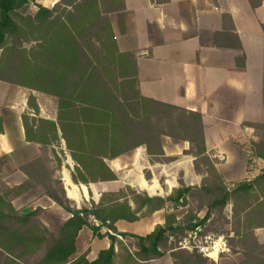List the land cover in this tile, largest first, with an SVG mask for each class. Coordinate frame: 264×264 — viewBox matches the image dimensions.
<instances>
[{
    "label": "trees",
    "instance_id": "16d2710c",
    "mask_svg": "<svg viewBox=\"0 0 264 264\" xmlns=\"http://www.w3.org/2000/svg\"><path fill=\"white\" fill-rule=\"evenodd\" d=\"M36 2L0 0V82L57 100L56 121L23 116L27 140L43 150L64 141L76 163L73 181L89 184L115 181L106 160L140 147L151 157H165L162 140L169 137L190 145L185 155L195 158V171L205 178L200 187L182 184L165 199L127 189L129 195H106L98 205L79 210L67 198L61 179H53L46 159L32 158L27 152V163L21 169L28 180L0 191V264H151L168 254L173 264H214L197 251L179 249L177 243L212 217L214 223L225 220L230 204L231 246L234 242L243 247L246 259L242 264L251 260L264 264L259 260L264 246L255 238V230L264 227V169L252 180L228 186L208 153L203 115L141 95L137 58L119 51L110 21L112 14H118L123 29L125 0H60L51 9ZM32 6L37 8L34 13ZM223 22V31L215 36L217 47L242 50L231 17L225 15ZM237 64L244 68V57ZM29 104L39 116L35 99ZM245 126L254 129L259 139L251 143L249 164L264 160V125ZM39 186L71 216L55 230L40 219L41 210L23 213L12 204L14 198ZM190 202L207 209L202 220L191 215L181 222L172 212L164 226L146 237L120 233L115 226L118 221L134 223L168 206L177 209ZM84 228L110 240V248L101 251L95 261H89L87 253L77 257L76 242ZM104 228L108 230L105 235L101 234Z\"/></svg>",
    "mask_w": 264,
    "mask_h": 264
},
{
    "label": "crops",
    "instance_id": "0c3cea01",
    "mask_svg": "<svg viewBox=\"0 0 264 264\" xmlns=\"http://www.w3.org/2000/svg\"><path fill=\"white\" fill-rule=\"evenodd\" d=\"M59 2L36 3L51 9ZM33 8L37 10L36 6ZM225 15L233 21L242 50L217 47L215 43L216 34L223 31ZM110 21L119 51L137 58L141 95L203 115L208 153L225 184L232 186L258 176L264 169V160L254 159L255 166L250 169L249 158L240 154L235 140L244 123L264 125V0H125L123 29L118 14H112ZM243 57L244 68L237 64ZM5 85L8 84L0 82V180L4 181L6 169L12 167L11 174L17 182L11 187L14 188L28 180L21 169L27 163L24 155L32 151L33 158L38 154L33 152L42 153L43 149L27 140L23 116L56 120L43 116L40 106H37L39 116L36 115L29 104L34 98V105H38L36 98L40 93L13 85L4 88ZM258 141L257 137L253 142ZM61 146L66 149L64 141ZM162 148L163 158L151 157L146 148L140 147L112 161L106 160L116 176L115 181L109 182L75 183L76 163L69 153L64 163L59 156L58 162L47 159L46 166L50 172L51 164L61 166L53 179H61L67 198L79 210L82 205H98L103 196L127 189L149 198L165 199L182 184L202 185L204 175L195 171V158L185 155L190 149L187 142L163 137ZM48 149L57 148L52 145ZM30 202L34 210L42 208L51 215L62 213L64 222L70 218L46 196L43 186L19 198V211L26 212L25 205ZM169 210L168 206L137 222L118 221L115 226L120 233L146 237L165 225ZM107 232L105 228L101 230L103 235ZM255 238L264 246V227L255 230ZM76 247L77 257L87 253L88 260L95 261L101 251L110 248V240L95 237L90 228H84ZM232 250V255L212 262L222 264L223 260L232 259L233 263L242 264L246 259L243 247L234 243ZM168 258L173 264L170 255L163 259ZM259 260H264V256ZM249 264L255 263L251 260Z\"/></svg>",
    "mask_w": 264,
    "mask_h": 264
},
{
    "label": "rangeland",
    "instance_id": "374dc122",
    "mask_svg": "<svg viewBox=\"0 0 264 264\" xmlns=\"http://www.w3.org/2000/svg\"><path fill=\"white\" fill-rule=\"evenodd\" d=\"M31 12L32 13L36 12V9L33 8V6L31 7ZM4 88H9V86L5 85ZM36 101L38 104L37 106H40V111H41V114L43 116L56 120V118H57V100L55 98L44 95V94H38ZM245 124L246 123H244L242 125V127H241L242 131L239 134V136L236 137L235 142H236V145L238 147L240 154L243 157L248 159L249 156L251 155V148H252L251 143L257 139V132L254 129L250 130V128L246 127ZM176 141H178V140H176ZM61 145H62V143L59 146H56V148H57L56 150H51V149L43 150L42 149V153L35 151V152H33V154L36 155V153H38L37 156H42V158H45L46 161H47V159H50V162H52L53 160L57 161L59 156H60L61 159L63 160V163H64V161L67 159L66 154H68L69 152L66 151L67 149L63 150L62 149L63 147ZM30 153L32 155V151H30ZM54 161H53V163H54ZM254 162L255 161H252L250 169L255 166ZM262 165L263 164L260 163V166H262ZM235 167L238 168L239 164L235 165ZM50 168H51L52 174L54 175L56 173V171L61 169V166H59L58 164H54V165L51 164ZM12 170H13L12 167L6 169L4 181L0 180V191H6L8 189L11 190L12 189L11 187H13L15 185V183H17V182H15L16 180L13 179V174H11ZM204 178H205V175H204ZM235 182H237V181H235ZM127 194L129 195L128 192H127ZM19 198L20 197H16L12 201V204H14V202L16 203V205H13V206H15V209L18 211H19ZM85 206H89V204L82 205L81 209L84 208ZM24 209H26L25 210L26 212H23V213H29L31 211H35L32 202L26 204ZM37 209L41 210L40 219L50 229L55 230L57 228V226H61V225H64L66 223V222H64L65 220H64L63 216L60 215L62 213H52V215H51L47 211H44L42 208H37ZM206 211H207V209H205V208L200 210L198 207V204L196 202L195 203L190 202L188 205L178 207L177 209H172L170 207V210H169V212H171V213L174 212L176 214L177 218L181 222H184L187 219H189V217L191 215L197 216L198 220H202L205 217ZM20 212H22V211H20ZM63 213H65V212H63ZM197 219L194 220V222H193L194 224L198 222ZM214 219H215V217H212L210 220L207 221L206 225L201 226L202 227V235L203 236L211 235V236H215V237H224L228 241V244L231 248V253L229 255H232L234 253L232 250L234 242H232V246L230 244V240L232 238H234V233H233L234 222L232 219V205L230 204L225 209V220L223 219L217 223H214V221H215ZM94 224L98 225L97 222H94ZM239 230H240V232H243L241 228H239ZM189 233L190 232H188L187 235ZM187 235L185 237L181 238L179 241L185 239L187 237ZM118 238L122 242H125V240H123L122 237H118ZM171 238H173V240L172 241L170 240V243H174L176 241L175 237H171ZM179 241H178V243H179ZM178 243H177V246H178ZM189 252H194V251H189ZM208 260L210 263H213L212 260H210V259H208ZM157 261L158 262L162 261L161 264H171L170 258L163 259V260H156V263H158ZM222 264H233V260L232 259H225L222 261Z\"/></svg>",
    "mask_w": 264,
    "mask_h": 264
},
{
    "label": "built area",
    "instance_id": "2783aa9c",
    "mask_svg": "<svg viewBox=\"0 0 264 264\" xmlns=\"http://www.w3.org/2000/svg\"><path fill=\"white\" fill-rule=\"evenodd\" d=\"M170 240L172 241L173 238ZM178 248L186 251H197L205 258L215 262L219 257L228 256L231 253L228 241L224 237L203 236L201 226L196 227L185 239L179 241Z\"/></svg>",
    "mask_w": 264,
    "mask_h": 264
}]
</instances>
